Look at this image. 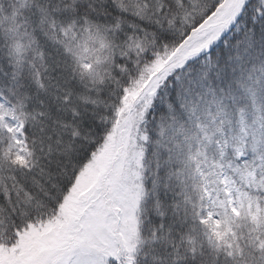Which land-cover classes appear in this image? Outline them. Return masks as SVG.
<instances>
[{"label": "snow or ice", "instance_id": "6c2138e0", "mask_svg": "<svg viewBox=\"0 0 264 264\" xmlns=\"http://www.w3.org/2000/svg\"><path fill=\"white\" fill-rule=\"evenodd\" d=\"M0 264H264V0H0Z\"/></svg>", "mask_w": 264, "mask_h": 264}]
</instances>
